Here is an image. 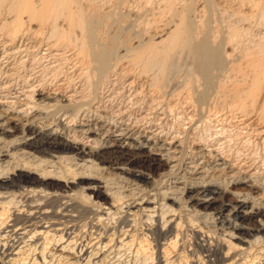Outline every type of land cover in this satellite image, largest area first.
<instances>
[{"label":"bare ground","instance_id":"1","mask_svg":"<svg viewBox=\"0 0 264 264\" xmlns=\"http://www.w3.org/2000/svg\"><path fill=\"white\" fill-rule=\"evenodd\" d=\"M1 1H9L6 13L14 19L0 51L5 71L0 73V264H123L133 258L154 264L183 259L188 264H264V182L215 147L190 141L189 131L182 137L165 135V106L136 122L125 115L114 119L94 107L97 98L91 93L96 94L97 79L94 87L89 84L94 90L90 96L72 81L47 88L35 76L12 81L16 58L20 64L30 57L21 41L30 36L34 19L63 17L81 28L82 55L99 79L119 58L120 47L130 49L120 34L103 40L98 28L104 18L88 15L84 0ZM203 1L210 10L216 5ZM262 6L258 15L263 19ZM193 11V5L185 6L166 47L141 43L135 55L151 56L145 62L147 73L160 65L162 76L151 86L165 99L178 60L186 55L190 90L200 109L208 108L218 92L214 89L219 90L227 42H213L206 22L199 37ZM22 13L27 17L21 19ZM17 42L22 46L16 48ZM260 49L249 59L252 90L264 76V45ZM53 53L48 58L53 60ZM199 109L195 113L201 116ZM53 116L54 123L47 122ZM80 227L89 233L82 235Z\"/></svg>","mask_w":264,"mask_h":264},{"label":"rangeland","instance_id":"2","mask_svg":"<svg viewBox=\"0 0 264 264\" xmlns=\"http://www.w3.org/2000/svg\"><path fill=\"white\" fill-rule=\"evenodd\" d=\"M29 1L36 2L37 0ZM244 1L245 0H213L216 5H213L212 10H210L206 7L203 0H84L82 5L88 15L96 14V18H104L101 26L98 28V34H102H100L102 39L105 40L107 35L119 33L121 40L125 42L130 49L126 51L124 47H120L118 49V56L120 59L118 58L117 61H112L113 66H111L110 70L99 79L92 69L93 64L90 63L89 58L82 55L84 53V47H81L82 42L80 36L83 33L81 28L75 27L74 24L72 25L71 22L63 17L53 20L52 18L48 20L34 19L35 21H33L31 29L32 33L30 32L29 36L30 38L27 37V40L21 41L24 48L30 52V57L29 59L25 58L24 62L20 64H18V60L20 59L16 58L17 61H15V63H17L16 66L18 65L19 67L17 66L16 72L13 71L12 75H15L13 78L15 80L12 81L17 82L20 76V79L24 78V80L35 76L34 80L37 81V83L42 82L43 84H41H45L44 86L46 88L57 85L58 81H72L76 89L82 87L80 89L81 91L83 90L82 93L86 96H90L93 90L91 86L94 85L97 79L99 87L97 86L96 88V94L91 93V95H96L97 98L94 107L97 105L100 106L99 108H101V110L106 111L109 115L111 114V118L118 119L125 115L124 117H128L127 119L131 121H134V119L139 121L142 119V114L148 117L152 112H156L158 107L159 109H165L166 107L167 109L165 110L168 111H166L165 118H163L161 125L165 135H177L182 137L184 132L189 131L190 141L215 147L221 154L230 158L229 160L231 162L237 166L239 165L242 169L254 173L258 180L264 182V76L262 75L263 77H260L258 84L253 90L249 87L252 81L251 78L254 77V72L251 73V62H249L250 55H257L256 52H259L261 50L260 48L264 45V18L262 19L261 16H259L261 15L259 13L261 10L260 6L264 5V0H261L262 2L260 0H253L255 3L250 0L253 6L252 4H246V2L250 4L249 0H246V2ZM257 2H259V6ZM2 3L3 2L0 0V51H2L4 47L2 43L3 38H5L4 36L12 34L11 30L13 28L11 25L14 19L13 14H8L9 12L6 13L8 11L7 4H9V1H6V5ZM255 4L256 7L254 6ZM186 5H193L194 14L192 13V18L195 21V25L197 23L196 32L199 37H201L205 31H203V29H205L203 27L204 22H206L207 27L209 26L208 31L213 42L216 43V40L217 42L220 40L227 42L224 43L226 50L224 56H226L225 62L227 63H225L223 72L219 71L221 74L219 73L220 76L217 78V82H220V87L219 90L216 88L214 89L218 92H213L214 94L210 100L211 102L209 101L210 106L208 104L206 105L208 108L203 106L205 109H199L195 105L196 98L192 90H190L188 78L191 63L186 55L180 57L177 63V65H179L178 70L171 76L172 80L169 84L167 94V96H169L166 97V99H168L167 101L165 97L162 98L155 92L154 86H151L162 76L161 68H158L160 65H155V68L153 66L152 69L150 67L147 73L145 62L147 59H151V56L146 53L147 55L145 54L137 59L135 55V49H137L141 43L147 46L150 45V47L157 50H162L163 47H166L169 43L171 34L176 31L181 24V15ZM262 8L264 7L262 6ZM20 17L24 19L27 15L22 13ZM260 20H262L263 23ZM5 22L6 25L3 24ZM3 26L6 27L2 28ZM7 26L11 27V30L8 27V30L11 31L9 33L8 30H6ZM2 30H5V32H2ZM71 36L78 38L77 41H71ZM234 36L236 37L234 38ZM49 37L50 39H48ZM28 38L31 40L28 41ZM165 43H167V45ZM18 44L17 42V44L15 43L13 45L16 48L22 46ZM14 46L12 47L14 48ZM46 46L52 49L51 53L48 52L49 49H47ZM45 50H47L48 54ZM52 53L54 57L53 60L52 57H49L51 59L48 58L49 54L51 56ZM148 56L150 58H148ZM253 57L254 55L251 56V59ZM21 67L22 69H20ZM2 69V66H0V73L5 72ZM142 69L144 72L146 71L145 74L141 71ZM32 72L33 74H31ZM37 72L40 73L38 74ZM90 83L91 86L89 85ZM242 89L244 91H241ZM235 91L243 93V96H241L242 100L238 98L239 96L237 97V92ZM240 100L242 105L239 104ZM161 102L166 104L159 106V104H162ZM198 109L202 111L201 116L195 113L198 112ZM122 111L127 114H123ZM120 112L121 115L119 114ZM145 112L147 114L149 113V115L147 116ZM161 112L162 111H159L155 116H158ZM114 114H116L117 117H115ZM55 118L53 116L51 120H47V122L54 123ZM136 118H138V120ZM192 123L193 127L190 131L188 128ZM70 125L72 124L70 123ZM89 231L88 227H80V232L81 234L83 233L82 235H87ZM147 259L148 258L144 261L141 258H137V260L133 258L131 260L132 262L123 264L153 263ZM129 260L130 258L126 259L124 262ZM184 260L185 259L171 264H188L187 260Z\"/></svg>","mask_w":264,"mask_h":264}]
</instances>
